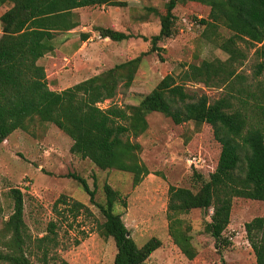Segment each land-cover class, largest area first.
<instances>
[{
    "label": "trees",
    "instance_id": "16d2710c",
    "mask_svg": "<svg viewBox=\"0 0 264 264\" xmlns=\"http://www.w3.org/2000/svg\"><path fill=\"white\" fill-rule=\"evenodd\" d=\"M184 4L209 7L200 23L206 27L225 26L230 36L219 44L228 57L204 59L190 63L179 76L167 74L136 105L110 104L102 108L98 103L112 98L120 83L129 87L138 67L140 56L119 62L61 90L50 88L46 67L39 59L54 49L52 40L59 32H68L80 24L75 9L90 5H126L121 0H0V143L15 129H27L28 123L38 119L53 123L72 139L70 152L88 158L100 169H117L132 174L137 185L149 173L141 161V145L131 137H138L148 128L146 116L160 112L176 124L193 121L208 124L219 144L214 168L208 178L197 174L201 183L198 190L170 185L166 218L173 243L187 259L197 250L192 244L191 225L185 215L193 210L207 212L210 220L205 229L223 248L231 244L224 231L230 222L234 197L264 201V81L258 80L256 89L247 91V99L231 93L233 82L241 75L235 65L245 57L239 41L255 48L257 61L254 74L264 72V0H183ZM177 0L166 2V11L159 15L160 28L149 37L152 51H160L158 42L174 34ZM6 7L3 11V7ZM102 37L121 41L132 36L110 27H97ZM143 39L148 37L140 34ZM89 34L83 35V40ZM189 82L227 86L223 97L209 100L206 94L193 95ZM238 98L249 107L235 108ZM76 179L89 195L91 203L102 213L104 220L96 221L98 234L111 237L116 252L113 264H143L162 244L160 238L150 237L138 245L125 225L115 205L126 201L118 190L105 183L104 202L95 200V188L75 173ZM13 211L4 222L0 236V264H69L56 252L50 255L55 241L56 221H50L48 232L33 238L24 221V198L19 188H11ZM60 204H68L62 195L53 211L63 215ZM69 210L77 217L80 211L92 215L86 204L73 201ZM247 239L256 263L264 264V215L245 223ZM53 245V246H54ZM39 251L38 253L36 251ZM33 255L35 257L33 258Z\"/></svg>",
    "mask_w": 264,
    "mask_h": 264
},
{
    "label": "rangeland",
    "instance_id": "374dc122",
    "mask_svg": "<svg viewBox=\"0 0 264 264\" xmlns=\"http://www.w3.org/2000/svg\"><path fill=\"white\" fill-rule=\"evenodd\" d=\"M121 1L126 5H90L75 9L80 24L70 32L57 33L52 40L54 49L39 59L46 67L50 88L61 90L119 62L140 56L131 85L125 87L120 83L116 94L100 104L102 108L112 103L124 107L138 104L162 77L179 76L190 63L227 59L228 54L219 44L231 32L223 25L210 28L200 23L208 15V6L187 5L177 0L173 9L174 34L158 42L162 47L158 52L150 50L149 37L159 32V15L165 13L168 0ZM98 26L116 28L132 36L113 41L102 37ZM84 34H89L85 40ZM238 44L245 54L235 65L241 77L232 83L231 93H227L247 99L239 90H255L258 80L264 81V72L258 77L254 74L255 48L242 40ZM187 89L193 95L206 94L213 101L226 94L227 86L189 82ZM233 106L249 107L238 98L233 99ZM146 119L147 130L138 137H131L140 143L139 156L149 170L137 185L132 183L129 172L100 169L88 158L71 153L72 139L53 123L35 119L28 123L27 129H15L10 133L0 143V236L4 222L13 211L9 190L19 188L24 198V221L33 238L46 234L49 222L56 221L57 245L50 244V255L56 252L69 264H113L114 241L96 230L95 220L101 222L104 217L91 203L82 185L68 175L75 173L84 177L91 189L95 188L97 202H104L105 183L120 192L126 206L120 202L115 205V211L122 214L138 245L152 236L161 239V246L143 264H257L245 223L264 215L262 200L233 198L230 222L224 231L231 244L226 247H217L215 239L205 229L211 209L207 212L193 210L185 215L191 225L192 244L197 250L193 259H187L173 243L166 218L168 188L174 185L198 190L201 183L197 174L208 178L219 153V144L208 124L198 125L193 121L176 124L160 112H151ZM62 195L68 204H60L63 215H57L53 206ZM75 200L86 204L92 215L80 211L75 217L69 210Z\"/></svg>",
    "mask_w": 264,
    "mask_h": 264
},
{
    "label": "built area",
    "instance_id": "2783aa9c",
    "mask_svg": "<svg viewBox=\"0 0 264 264\" xmlns=\"http://www.w3.org/2000/svg\"><path fill=\"white\" fill-rule=\"evenodd\" d=\"M100 104H101V102L100 103H98V106H100ZM101 107V106H100Z\"/></svg>",
    "mask_w": 264,
    "mask_h": 264
},
{
    "label": "crops",
    "instance_id": "0c3cea01",
    "mask_svg": "<svg viewBox=\"0 0 264 264\" xmlns=\"http://www.w3.org/2000/svg\"><path fill=\"white\" fill-rule=\"evenodd\" d=\"M75 29V28H74ZM116 29V28H115ZM73 30V29H72ZM72 30H70V31H72ZM70 31H68V32H70Z\"/></svg>",
    "mask_w": 264,
    "mask_h": 264
}]
</instances>
